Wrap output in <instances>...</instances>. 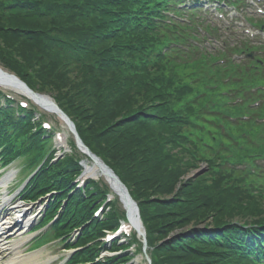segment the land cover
I'll list each match as a JSON object with an SVG mask.
<instances>
[{"label": "trees", "instance_id": "1", "mask_svg": "<svg viewBox=\"0 0 264 264\" xmlns=\"http://www.w3.org/2000/svg\"><path fill=\"white\" fill-rule=\"evenodd\" d=\"M154 1L0 0V66L31 89L54 96L83 143L126 185L157 255L154 264H252L234 253L240 230L230 223H263L262 198L227 180L231 173L213 172L212 161L204 175L186 178L202 154L195 147L194 157L178 148L190 127L178 121L189 111L176 103L192 88L174 91L164 64L142 67L140 83L130 75L131 61L143 58L150 40L130 23ZM32 118L31 112L0 107L1 163L23 159L30 170L41 165L27 198L57 193L46 219L65 199L52 229L68 239L74 227H82L76 246L83 249L72 264H106L96 261L98 238L116 224L115 211L92 218L95 199L102 196L98 185L90 183L85 194L74 188L80 169L74 156L50 164L54 154L44 149Z\"/></svg>", "mask_w": 264, "mask_h": 264}, {"label": "rangeland", "instance_id": "2", "mask_svg": "<svg viewBox=\"0 0 264 264\" xmlns=\"http://www.w3.org/2000/svg\"><path fill=\"white\" fill-rule=\"evenodd\" d=\"M38 113L39 114H42L44 116H46V119L56 128V129H59L63 132V130L68 134V142L71 141L73 142V139H72V136L71 134L69 135V132L67 130V127L65 125V123L57 116L55 115L54 113H49L45 110H43L41 107H38ZM73 144V143H72ZM70 148V147H69ZM67 147L66 151H69L70 152V149ZM72 151L75 152V154L77 155V157H79L80 159L84 160V163H88L90 165H92V161L87 157H85L83 154H81L80 152H78L74 147L72 148ZM17 166L13 165L5 170H1L0 169V180L2 179V177L10 170L14 169L15 171H17L16 173L18 174V169H16ZM202 169H205V166H202L201 167ZM15 173V174H16ZM12 179V178H11ZM22 179H23V176H22ZM21 179V180H22ZM95 179H99L98 182L99 184L101 185H104L106 184L107 186H109V182L106 180V178H104L103 176L99 175L98 178H95ZM19 180V181H21ZM19 181L15 184L12 185L11 182H13L12 180H10V185H8V189H7V194H8V198L11 199L10 202L12 203H16L18 198L16 197V192H14L15 190V186L19 185ZM5 186H3V189H0V192L3 190V191H6V187L4 188ZM111 191V190H110ZM4 195L1 198V200L3 199ZM18 205L22 206V202L19 201L18 202ZM24 206V205H23ZM120 209H121V204L119 205ZM7 208L4 210V213L7 212ZM42 213V212H41ZM39 215V214H38ZM41 216V214H40ZM40 216L38 218H36L33 223V225H35L37 222H38V219L40 218ZM8 219V217H7ZM32 225V226H33ZM48 226H46L45 228L43 229H46ZM33 229V227H32ZM31 229V230H32ZM30 230V231H31ZM27 232H22V238L25 239V243L24 245L21 247V252L23 251H26L28 249V247L30 248V246H28L29 244V241L28 239L30 238V236H25L24 234H26ZM15 241V238L12 237L10 238L8 241H7V244H10L12 242ZM38 255L40 257V261H43V264H64V262L62 261V257H66L67 256V252H65V249H64V246L63 244H61L59 241H53L49 244H47L46 246H42L38 251ZM4 257V260H6L8 258V252L7 253H4L2 255ZM61 259V260H60ZM139 264H146L145 261H139Z\"/></svg>", "mask_w": 264, "mask_h": 264}, {"label": "bare ground", "instance_id": "3", "mask_svg": "<svg viewBox=\"0 0 264 264\" xmlns=\"http://www.w3.org/2000/svg\"><path fill=\"white\" fill-rule=\"evenodd\" d=\"M0 77V83H2L3 86H10L14 83L11 82H7L6 80ZM6 83V84H5ZM8 83V84H7ZM12 175V172L7 173L2 179H1V183L0 185H7V181L8 178ZM99 175H103V172L100 170L99 166L97 164H93V166H88L85 168V172H84V176H94V177H98ZM107 180L110 182L113 190L117 193H120V190L118 189L116 182L114 180V178H110L107 177ZM26 210V209H24ZM26 215L29 219L26 220V224H29L30 222V215L26 210ZM131 220V219H130ZM11 223H9V221H0V248L4 249V246L6 244H3L4 239L2 238L4 235H8L10 230ZM15 226H13L14 228ZM22 239H18L17 241H15L13 244H11V246L5 248L4 250H11V253L13 254L12 257H10L5 264H43V261H40V257L39 255H30V256H20L18 254V249L21 245Z\"/></svg>", "mask_w": 264, "mask_h": 264}, {"label": "water", "instance_id": "4", "mask_svg": "<svg viewBox=\"0 0 264 264\" xmlns=\"http://www.w3.org/2000/svg\"><path fill=\"white\" fill-rule=\"evenodd\" d=\"M12 81H14V80H12ZM106 171L108 172V174H110V175L112 174V172L110 170H106Z\"/></svg>", "mask_w": 264, "mask_h": 264}]
</instances>
